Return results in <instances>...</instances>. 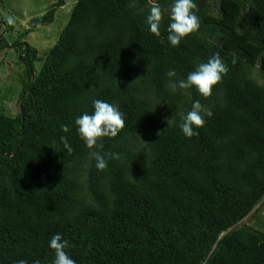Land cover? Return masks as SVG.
<instances>
[{"label":"trees","instance_id":"trees-1","mask_svg":"<svg viewBox=\"0 0 264 264\" xmlns=\"http://www.w3.org/2000/svg\"><path fill=\"white\" fill-rule=\"evenodd\" d=\"M68 1L30 18L12 44L0 38L24 66L18 112L0 106V264H52L57 233L76 264H264V233L245 221L264 198V85L253 76L264 81V0H194L200 27L177 47L167 11L159 37L146 23L173 0H70L39 56L25 38ZM217 53L228 71L209 97L171 91L169 69L185 79ZM95 99L125 124L90 150L75 119ZM196 100L212 116L186 138L179 124Z\"/></svg>","mask_w":264,"mask_h":264},{"label":"clouds","instance_id":"clouds-1","mask_svg":"<svg viewBox=\"0 0 264 264\" xmlns=\"http://www.w3.org/2000/svg\"><path fill=\"white\" fill-rule=\"evenodd\" d=\"M196 4L194 0H173L170 9L162 10L160 6H153L146 16V23L149 32L154 36H160V24L164 11L168 12L167 40L172 47H177L181 41L197 31L200 27L199 18L195 14ZM9 24L13 20L9 18ZM235 62V61H233ZM228 71L227 65L223 62L219 54H214L207 62L198 64L194 71L189 72L185 79H174L177 75L175 69H169L166 76L169 78L168 87L175 92L177 89H191L202 97L207 98L212 94L213 86L217 85L224 74ZM93 111L89 114L84 112L75 119L76 130L79 138L86 148L92 150L97 145L98 140L103 137L115 138L124 128L123 113L119 108L106 101L95 99L92 102ZM212 112L205 110L199 100L191 104V108L181 118L179 128L186 138L197 135L196 129L205 124V117H211ZM67 131V128L64 129ZM64 148L71 153L72 148L67 140L61 137ZM89 156L95 161L97 170H104L107 161L103 155L96 151H90ZM48 247L54 251L52 264H76L65 251L68 241L62 238L60 233L51 237ZM17 264H27L23 259ZM39 264V262H34Z\"/></svg>","mask_w":264,"mask_h":264},{"label":"rangeland","instance_id":"rangeland-1","mask_svg":"<svg viewBox=\"0 0 264 264\" xmlns=\"http://www.w3.org/2000/svg\"><path fill=\"white\" fill-rule=\"evenodd\" d=\"M55 1L0 0V38L4 42L12 44L21 31L29 28V19L45 13L50 4ZM71 8L72 2L69 0L64 7L56 10L51 24L36 28L25 38V42L35 48L39 56L46 53L56 42L60 31L68 20ZM9 18L13 20L11 24L13 30L11 31L6 26L9 24ZM35 67L38 69L37 63ZM23 69V60L13 49L7 48L0 51V106L11 116L18 112L17 100L21 88L19 74ZM257 74V69H254L253 76L257 83L264 85V81Z\"/></svg>","mask_w":264,"mask_h":264},{"label":"crops","instance_id":"crops-1","mask_svg":"<svg viewBox=\"0 0 264 264\" xmlns=\"http://www.w3.org/2000/svg\"><path fill=\"white\" fill-rule=\"evenodd\" d=\"M245 221L250 227L264 233V198L245 218Z\"/></svg>","mask_w":264,"mask_h":264}]
</instances>
